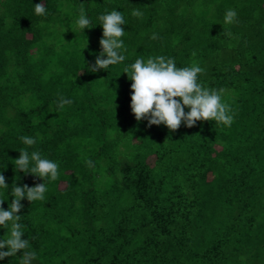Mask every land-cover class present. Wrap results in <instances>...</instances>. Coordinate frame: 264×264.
I'll use <instances>...</instances> for the list:
<instances>
[{
    "label": "trees",
    "instance_id": "obj_1",
    "mask_svg": "<svg viewBox=\"0 0 264 264\" xmlns=\"http://www.w3.org/2000/svg\"><path fill=\"white\" fill-rule=\"evenodd\" d=\"M41 2L46 16L35 13ZM81 7L91 28L76 25ZM229 9L236 23H224ZM112 10L127 21L126 59L89 72L102 50L98 17ZM157 55L204 68L200 82L224 90L232 125L137 122L123 70ZM61 96L73 102L60 109ZM22 148L60 173L44 181V200L21 201L33 264H264V0H0L5 210L14 182L43 183L15 169Z\"/></svg>",
    "mask_w": 264,
    "mask_h": 264
},
{
    "label": "clouds",
    "instance_id": "obj_2",
    "mask_svg": "<svg viewBox=\"0 0 264 264\" xmlns=\"http://www.w3.org/2000/svg\"><path fill=\"white\" fill-rule=\"evenodd\" d=\"M37 15L46 16V4L41 2L34 5ZM135 17H141L143 13L138 9L132 11ZM103 28L102 38L99 40L102 49L96 56L94 64L88 67L89 72L107 70L110 66L125 61L122 54L124 48L123 37L126 31L121 25L127 24L122 12L112 10L98 17ZM237 22L235 10H226L225 24ZM76 25L84 30L91 28V19L85 14V9L80 8ZM228 33H226L227 35ZM152 39H158L153 34ZM195 57L196 53H192ZM106 57V58H105ZM205 69L193 62L190 66L177 67L175 59L164 55L149 56L146 60L141 56L130 65L126 66V73L131 83V111L137 122L146 119L148 126L165 125L170 131L177 130L181 122L188 128L195 126L197 121H215L216 124L230 127L234 122L235 113L231 106L224 101L223 89L205 87L200 82V75ZM179 98V99H176ZM73 101L61 96L57 102L58 108L70 105ZM185 107L189 111L185 112ZM20 140L27 146L36 144V138L21 136ZM18 159H15V169L25 174H32L43 180V183L29 187L17 186L15 182L11 187L12 200L7 210L3 208L5 200L0 193V228L10 229L0 239V260L6 257L20 255V264H33L37 259V252L31 248L28 239L24 238V225L19 221V214L23 208L21 201L27 199L30 203L44 200L48 187L45 180L56 181L59 177V163L44 158L39 151H29L22 148ZM89 167H94L90 159L86 161ZM6 177L0 173V189L8 188ZM7 249V250H4Z\"/></svg>",
    "mask_w": 264,
    "mask_h": 264
}]
</instances>
